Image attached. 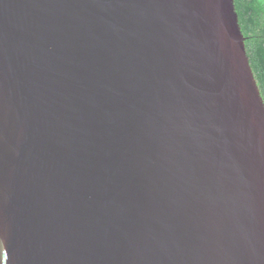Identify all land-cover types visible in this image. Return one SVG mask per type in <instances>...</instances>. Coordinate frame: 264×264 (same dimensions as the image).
<instances>
[{"label":"water","instance_id":"1","mask_svg":"<svg viewBox=\"0 0 264 264\" xmlns=\"http://www.w3.org/2000/svg\"><path fill=\"white\" fill-rule=\"evenodd\" d=\"M236 0H0V264H264V99Z\"/></svg>","mask_w":264,"mask_h":264},{"label":"trees","instance_id":"2","mask_svg":"<svg viewBox=\"0 0 264 264\" xmlns=\"http://www.w3.org/2000/svg\"><path fill=\"white\" fill-rule=\"evenodd\" d=\"M246 49L264 99V0H236Z\"/></svg>","mask_w":264,"mask_h":264}]
</instances>
